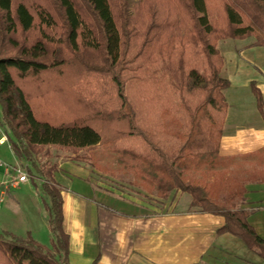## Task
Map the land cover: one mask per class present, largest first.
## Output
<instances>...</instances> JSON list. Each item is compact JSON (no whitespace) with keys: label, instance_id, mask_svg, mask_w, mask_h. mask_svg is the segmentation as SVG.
<instances>
[{"label":"trees","instance_id":"trees-1","mask_svg":"<svg viewBox=\"0 0 264 264\" xmlns=\"http://www.w3.org/2000/svg\"><path fill=\"white\" fill-rule=\"evenodd\" d=\"M250 36L264 46V0H0V105L13 152L34 163L46 146L104 145L160 195L180 190L192 207L224 216L217 233L264 260V238L239 208V177L207 179L230 87L217 44ZM203 163L211 167L198 177ZM56 168L37 170L51 245L0 231V264H69Z\"/></svg>","mask_w":264,"mask_h":264},{"label":"crops","instance_id":"crops-1","mask_svg":"<svg viewBox=\"0 0 264 264\" xmlns=\"http://www.w3.org/2000/svg\"><path fill=\"white\" fill-rule=\"evenodd\" d=\"M223 52L230 87L225 92L228 110L216 162L264 161V46L232 47ZM252 84L262 95L261 110ZM6 177V166L0 164V189ZM54 177L64 189L69 264H93L95 260V264H201L223 238L235 237L217 233L224 216L192 207L191 195L180 190L144 201L114 191L107 179L97 182L89 166L74 160L61 161ZM246 177L239 208L248 211L249 224L264 238V169ZM9 195L6 199H16L15 194ZM31 218L28 232L39 241V230L33 228ZM47 232L50 235L48 227Z\"/></svg>","mask_w":264,"mask_h":264},{"label":"rangeland","instance_id":"rangeland-1","mask_svg":"<svg viewBox=\"0 0 264 264\" xmlns=\"http://www.w3.org/2000/svg\"><path fill=\"white\" fill-rule=\"evenodd\" d=\"M212 16L214 19H223L224 13L219 3L213 5ZM255 40L254 36L245 39L225 38L218 41L217 47L223 55V51L227 48L252 46L250 44ZM225 66L224 73L226 75ZM93 85L91 84V87L95 89ZM0 160L8 165L7 168L10 174L8 179L17 175V172L14 170L16 166H19L28 175L27 182L9 187V191L12 195L15 194L16 199L10 197L2 203L0 208V231L9 230L22 237H26L29 227L28 222L31 216V223L35 222L32 225L33 228L39 230V241L49 246L51 245L52 236L51 233L49 235L47 232L49 217L43 202L49 198L42 189L45 176H39L38 169L45 173L53 165H56L57 168L53 171V175L55 176L56 172L58 174V165L61 161L74 160L89 166L92 170V177L97 182L102 183L104 179H107L108 182L111 181L114 191L132 194L136 198H143L144 201H155L157 199L156 196L159 195L158 189L153 184L135 176L130 169L118 160V155L104 145H97L92 149H81L76 152L59 146H46L42 153L34 156V163H32L25 159L18 160L12 147L6 144L0 145ZM213 164L212 167L205 163L201 164L200 169L196 170L195 175L202 177L200 171L211 167V170L208 169L210 172L207 179H211L214 172L221 171L226 177L235 175L234 177L236 178L237 175L239 181H241L239 183L241 185L243 184L242 182L246 181V175L250 177L254 171L264 169V161L262 160L240 162L214 161ZM73 174L71 173V177L75 176ZM176 191L178 192L179 190ZM201 264H264V260L256 252L249 249L239 238L230 237L223 238L221 243H217L215 248L202 259Z\"/></svg>","mask_w":264,"mask_h":264},{"label":"built area","instance_id":"built-area-1","mask_svg":"<svg viewBox=\"0 0 264 264\" xmlns=\"http://www.w3.org/2000/svg\"><path fill=\"white\" fill-rule=\"evenodd\" d=\"M11 131L9 128L5 125L4 117L2 108L0 105V145H8L12 147L11 144ZM1 165H5L7 169V178L3 182L2 188L0 189V208L2 206V203L5 201L7 197V190H9V187L15 186L16 184L25 183L28 181V175L25 171H23L19 166L14 167V170L17 172V175L12 177L11 179H8L10 177L8 165L4 164L2 161H0Z\"/></svg>","mask_w":264,"mask_h":264}]
</instances>
